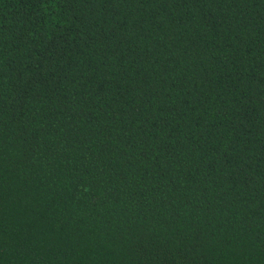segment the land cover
<instances>
[{
	"label": "trees",
	"instance_id": "16d2710c",
	"mask_svg": "<svg viewBox=\"0 0 264 264\" xmlns=\"http://www.w3.org/2000/svg\"><path fill=\"white\" fill-rule=\"evenodd\" d=\"M0 264H264V0H0Z\"/></svg>",
	"mask_w": 264,
	"mask_h": 264
}]
</instances>
